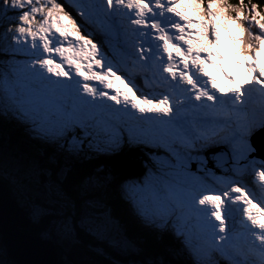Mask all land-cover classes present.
<instances>
[{
  "label": "snow or ice",
  "instance_id": "6c2138e0",
  "mask_svg": "<svg viewBox=\"0 0 264 264\" xmlns=\"http://www.w3.org/2000/svg\"><path fill=\"white\" fill-rule=\"evenodd\" d=\"M0 28V112L55 149L47 161L12 160L13 183L43 187L52 198L51 207L30 210L33 223L53 217L43 239L70 245L84 226L97 238L116 233L127 253L142 251L102 195L114 179L106 165L79 183L81 192L101 195L80 203L65 187L75 165L127 144L144 153L146 172L121 184L120 195L158 243L172 233L182 242L174 255L187 254L191 264H264V144L252 139L264 129L260 5L0 0ZM225 39L243 80L216 63L225 59ZM210 67L227 81L223 90ZM7 257L0 245V264H16Z\"/></svg>",
  "mask_w": 264,
  "mask_h": 264
},
{
  "label": "trees",
  "instance_id": "16d2710c",
  "mask_svg": "<svg viewBox=\"0 0 264 264\" xmlns=\"http://www.w3.org/2000/svg\"><path fill=\"white\" fill-rule=\"evenodd\" d=\"M64 2L67 4L69 1L64 0ZM233 3L236 2V0H232ZM253 3L260 5L261 9L264 10V0H252ZM6 120L4 121L9 127L11 128V131H13L14 128H17V124L22 127V134L24 135V142L29 151L28 156L26 155L24 151V146L22 144H19L18 141L15 142L13 145H6L3 142V139H0V145L4 148H7L11 154L14 157H18L20 155H25L27 157L33 158V159H39V157H35V154H37V150L39 147H48L51 149H54L53 147L42 143L41 141L37 139H33L27 129L26 126L23 123H20L18 120L7 116ZM3 118L2 116H0ZM3 134L0 129V136ZM4 135V134H3ZM18 145H21L19 147ZM1 148V147H0ZM40 149V148H39ZM115 155V154H114ZM112 156V155H111ZM112 161L110 163H107V166H110L113 168V172L115 173V184H117L121 179L125 177V174L128 172V170H135L139 171L141 160L138 158V156L133 155V153H123L122 151L119 152V157L115 158L113 157ZM130 158H136L138 159V164H135L137 162H132ZM110 159V158H109ZM41 161V160H40ZM98 164H104L103 161L98 162L97 164L90 163L86 164L83 163L82 165H85L74 172V175L69 178L68 181L65 182L66 185L70 183V186H65L66 190L75 197L78 202L83 203V201L95 198L99 195H95V192H81L79 189V183L81 179L86 175V171L89 170V166L98 165ZM94 166V167H95ZM0 180L1 182L9 189V191L12 194L13 198L15 200L20 201V199H23L26 201L24 195H27L29 198V204L24 205L25 207L32 208L33 205H40L44 208L48 207L47 204L44 202L43 197L46 195H42L43 191L40 192L37 190L38 187L34 184H26L21 183L19 185H16L13 183L11 179V172L5 171L3 169V164H0ZM19 189H26L27 192H21ZM40 188V187H39ZM45 192V191H44ZM20 194V195H19ZM106 196V202L109 206V208L112 211L113 216L118 220L119 224L123 225V229L126 232V236L129 239L135 240L139 243L142 251L139 254H129V256H125L121 251L117 250L115 248V245H112L109 240V236L105 238H97L94 235L89 234L85 229L82 228V226L78 229V237L76 241L73 242V246L75 247L76 244H79L84 248V253H87V255H91L95 257L97 260L102 262L103 264H131L132 261H143L147 259H156L159 256H163L165 260L172 261V264H189L186 262L183 258H181L179 255H174L176 251H180L178 241L170 234L168 233L165 236V240L163 243H158L156 240V234L152 232L149 228L145 226L138 225L136 222H134L131 217L126 213V207L124 204V201L121 200L119 197V194L115 193L114 198H111L109 195ZM49 199V197H47ZM124 205V206H123ZM52 205H49L51 207ZM122 206V207H121ZM123 208V210H122ZM31 210V209H30ZM30 216V211H29ZM31 217V216H30ZM51 215H45V217H42L39 221V223H33L29 228L25 229L30 234H36L41 235L42 232L45 230H48L49 227H47L52 220ZM115 234V233H114ZM0 245H4L2 236L0 234ZM171 249L172 251H165V249ZM58 252V260L60 264H65V262H70L71 256L68 254V249L66 246H60L57 249ZM8 259L12 260L9 256ZM85 259L84 262H87L88 256H84ZM15 261V260H14ZM78 261V260H77ZM16 262V261H15ZM79 262V261H78ZM16 264H18L16 262ZM71 264H77L75 259L72 258Z\"/></svg>",
  "mask_w": 264,
  "mask_h": 264
},
{
  "label": "water",
  "instance_id": "95a60500",
  "mask_svg": "<svg viewBox=\"0 0 264 264\" xmlns=\"http://www.w3.org/2000/svg\"><path fill=\"white\" fill-rule=\"evenodd\" d=\"M253 142L257 145L264 144V129L254 136ZM3 169L9 171L7 167ZM12 194L0 180V234L8 256L18 264H60L57 249L63 243L59 241V244L54 237L43 239L41 235L27 233L25 229L29 228L33 221L29 216L31 208L24 205L29 204L30 200L27 195H24L26 201L23 199L18 201ZM47 197H43L48 206L44 208H49V205L53 204L52 199ZM24 221H27V227H21Z\"/></svg>",
  "mask_w": 264,
  "mask_h": 264
},
{
  "label": "rangeland",
  "instance_id": "374dc122",
  "mask_svg": "<svg viewBox=\"0 0 264 264\" xmlns=\"http://www.w3.org/2000/svg\"><path fill=\"white\" fill-rule=\"evenodd\" d=\"M0 31H2V28H0ZM220 48L223 49V52L225 53V56L229 58V61H236V60L240 59L239 55L236 52V49H235L234 45H232V43L230 41H228L227 39H225V40L222 41V44H221V47ZM262 58H264V57H262ZM0 59H3V57H0ZM242 68H244V67H242ZM8 127L9 126L5 122H3L2 120H0V129H1V132L4 134V135L1 134L0 139H3V142L6 145H10V144L13 145L15 142L18 141L19 144H22L24 146V151H25L26 155L28 156V153H29V151L31 152V150L27 148V146L25 145L24 140L20 136L16 135L15 132L11 131V128H8ZM18 146L21 147V145H18ZM0 147H1L0 148V164H7V165L11 166V167H9V171L11 172V175H12V160L15 157L11 154V152L7 148H4L1 145H0ZM52 154L54 155L55 152H53ZM114 156L115 155H112L111 157H114ZM35 157H42V154L37 153V154H35ZM50 157L51 156L48 155L46 161ZM103 159H104V161H103L104 163H110L112 161V159H109L106 155L103 156ZM95 163L97 164L98 162H95ZM79 165L80 164L75 165V171H77L81 167L85 166V165H80V166ZM94 166L95 165H93L91 167L89 166V170L86 171V175L90 171H92V169L94 168ZM209 167H211V166H209ZM107 169L111 171L112 176H113L114 179H113L112 184L103 192L102 195H103L104 199H106V196H105L106 194L109 195L111 198H114V195H115L112 192V190H114L115 173L113 172V168L111 167V165L110 166H107ZM141 180H143V177L142 176L140 177V180L139 181H141ZM19 184H21V183H19ZM19 184H16V185H19ZM65 186H68L69 187L70 186V183H68V185L65 184ZM19 190L21 192H26V189H19L18 188V191ZM37 190L40 192V195L42 194L41 191H43V194L42 195H46V191H45V189L43 187H40V188L38 187ZM86 194H87V192H86ZM95 195H101V193L95 192ZM47 196L49 197V199H52L50 195L47 194ZM7 199H8V197H7ZM128 210L131 211L132 214L137 217V219H139L138 216H137V214H136V211H135L133 205H131ZM21 225H22L21 227H27L28 226V223H27V221H24L23 223H21ZM47 227L50 228V224ZM82 228L85 229V231H87L86 227L82 226ZM108 242H110L112 245H115V234L114 233H112L111 235H109ZM59 244H60V242H59ZM72 244L73 243H71L70 245H67L66 244V247L68 249V254L67 255L71 256V259L72 258L75 259V261L78 264H80V262H84V260H83V259H85L84 256H88V259L86 260L87 261V264H103L102 262H100L99 260H97L95 257H93L91 255H87V253H84L85 252L84 251V248L82 246H80L79 244H76L75 247ZM60 246H61V244H60ZM70 264H71V260H70Z\"/></svg>",
  "mask_w": 264,
  "mask_h": 264
},
{
  "label": "bare ground",
  "instance_id": "6f19581e",
  "mask_svg": "<svg viewBox=\"0 0 264 264\" xmlns=\"http://www.w3.org/2000/svg\"><path fill=\"white\" fill-rule=\"evenodd\" d=\"M219 51L223 52L222 49H219ZM238 60L229 61V59L227 60V57H225L224 61L217 60L216 63L218 65L222 63L224 69L227 70L230 74L234 75L237 80H243L244 78H246V70L237 63ZM209 71L212 73L213 78L217 80L221 90H223L224 85L227 83L223 75L217 68L210 67Z\"/></svg>",
  "mask_w": 264,
  "mask_h": 264
},
{
  "label": "clouds",
  "instance_id": "9594fccd",
  "mask_svg": "<svg viewBox=\"0 0 264 264\" xmlns=\"http://www.w3.org/2000/svg\"><path fill=\"white\" fill-rule=\"evenodd\" d=\"M0 120H1V118H0ZM2 121L4 122L5 120H3L2 119ZM23 139V138H22ZM38 153V152H37ZM41 154V153H40ZM47 156L48 155H45V154H42V157H39V159H37V160H41V161H46V159H47ZM51 157L53 156V155H50ZM5 167H7V168H9V167H11V166H9V165H7V164H3V168H5ZM27 192V191H26ZM40 195V194H39ZM125 203V202H124ZM139 225V224H138ZM117 238H119V236L117 235ZM117 250H119L120 251V245H118L117 247H115ZM72 260V259H71ZM78 264V263H77Z\"/></svg>",
  "mask_w": 264,
  "mask_h": 264
}]
</instances>
